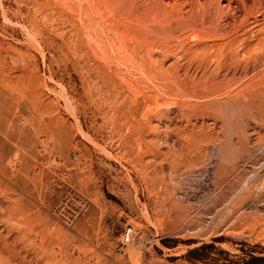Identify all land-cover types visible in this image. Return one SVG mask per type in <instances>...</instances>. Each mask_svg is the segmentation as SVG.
I'll return each instance as SVG.
<instances>
[{
	"label": "rangeland",
	"instance_id": "374dc122",
	"mask_svg": "<svg viewBox=\"0 0 264 264\" xmlns=\"http://www.w3.org/2000/svg\"><path fill=\"white\" fill-rule=\"evenodd\" d=\"M0 264H264V0H0Z\"/></svg>",
	"mask_w": 264,
	"mask_h": 264
},
{
	"label": "bare ground",
	"instance_id": "6f19581e",
	"mask_svg": "<svg viewBox=\"0 0 264 264\" xmlns=\"http://www.w3.org/2000/svg\"><path fill=\"white\" fill-rule=\"evenodd\" d=\"M130 235V234H129Z\"/></svg>",
	"mask_w": 264,
	"mask_h": 264
}]
</instances>
